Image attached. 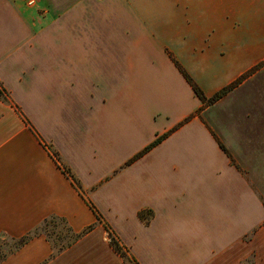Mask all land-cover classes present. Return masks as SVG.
I'll return each instance as SVG.
<instances>
[{"label":"crops","instance_id":"0c3cea01","mask_svg":"<svg viewBox=\"0 0 264 264\" xmlns=\"http://www.w3.org/2000/svg\"><path fill=\"white\" fill-rule=\"evenodd\" d=\"M30 1L0 0L1 241L57 217L95 228L53 264H124L94 208L139 264H264V0L130 8L114 40L105 9ZM176 63L207 98L241 83L207 106Z\"/></svg>","mask_w":264,"mask_h":264},{"label":"rangeland","instance_id":"374dc122","mask_svg":"<svg viewBox=\"0 0 264 264\" xmlns=\"http://www.w3.org/2000/svg\"><path fill=\"white\" fill-rule=\"evenodd\" d=\"M55 1L58 2L57 6L61 9L71 5H83L91 9V12L93 9H105L108 23V40H114L120 37L123 39H131L132 32L130 26L133 20L132 15L129 14L130 8H133L139 13V22H145L149 25L153 22H156V24L161 23L162 20L163 0H54V2ZM119 28L122 29L120 30ZM149 32L150 34L156 35L152 37L150 42L153 41L157 46L160 45V43H164V36L161 30H150ZM144 37L147 38V34H144ZM221 83H223V80H211L208 76H204V79L202 78V80H200L201 86L205 89L211 88L214 85H220ZM240 83L241 80L231 86L235 88ZM4 96L7 97L5 93ZM225 111L226 108L225 105H223V107L217 108L214 112H220L224 115ZM110 228L112 232H114L112 226H110ZM68 233L67 224L61 220L53 221L49 227L41 229V234H44V236H41V238L39 237V241L13 259L10 264H53L56 259L67 250V248L62 250V247H66L67 243L71 242V236ZM102 234L100 240L106 241L107 245L111 248L110 235L104 226ZM13 248L14 244L10 243L7 239L0 244L2 252H7L8 249L11 250ZM117 256L120 257L119 255ZM59 262L62 264L66 263L64 259H61Z\"/></svg>","mask_w":264,"mask_h":264},{"label":"trees","instance_id":"16d2710c","mask_svg":"<svg viewBox=\"0 0 264 264\" xmlns=\"http://www.w3.org/2000/svg\"><path fill=\"white\" fill-rule=\"evenodd\" d=\"M176 65H178V64L176 63ZM178 68H179L180 72L182 73V75L184 76V78L191 85L195 95L207 106H213L216 103H218L220 100H222L224 97H226L228 95V93H230V91H232V89L234 87V86H227V87L223 88L222 90L218 91L217 93H215L212 97L207 98L204 95L203 91L194 83L193 79L179 65H178ZM4 93L5 92L0 89V100L9 104V100L4 96ZM167 136L168 135H164V136L160 137L159 139H157L150 146H148L146 149H144L140 154H138L134 158L133 161L140 159L146 153H148L150 150H152L153 148L158 146L164 139L167 138ZM54 156L57 159V161L60 162L59 157L56 154H54ZM64 169H65L64 171L72 178L74 184L80 189L78 182L72 176L71 172L69 170H67L66 168H64ZM92 209L94 210V213L96 214L97 223L104 226L106 231H108V234L110 235L111 248L113 249V251L117 255H119L122 258L124 264H139L132 256H130L127 249L121 245L120 241L115 237L114 232H112L109 224L104 222L103 218L98 214L97 211H95L94 208H92ZM56 220H61V219H59L57 217H51V218L47 219L46 221H44L36 230L29 233L25 237L18 239V240L9 239L10 243L14 244V248L9 251V254L2 252V250L0 249V263L2 261H4L9 255H12L14 252L18 251L20 248L29 244L30 241H32L33 239L44 236V234H41V229L49 227V225H51L53 223V221H56ZM61 221L64 222L65 224H67L64 220H61ZM94 228H95V225H92V226L88 227L87 229H85L81 233H75L72 230V228L70 226H68V224H67V229L69 232L68 234H70V236H71V242L67 243L66 247L63 246L62 250L65 248H69L72 245L76 244L83 237H85L88 233H90ZM1 240H2V238H0V244L2 242Z\"/></svg>","mask_w":264,"mask_h":264},{"label":"built area","instance_id":"2783aa9c","mask_svg":"<svg viewBox=\"0 0 264 264\" xmlns=\"http://www.w3.org/2000/svg\"><path fill=\"white\" fill-rule=\"evenodd\" d=\"M35 3H36V0H31L30 3H29V5L32 6V5H35Z\"/></svg>","mask_w":264,"mask_h":264}]
</instances>
